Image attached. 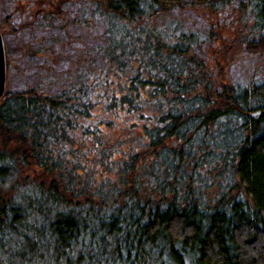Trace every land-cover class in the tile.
<instances>
[{
	"label": "trees",
	"instance_id": "16d2710c",
	"mask_svg": "<svg viewBox=\"0 0 264 264\" xmlns=\"http://www.w3.org/2000/svg\"><path fill=\"white\" fill-rule=\"evenodd\" d=\"M0 30V264H264V0H0ZM98 107L141 126L101 182Z\"/></svg>",
	"mask_w": 264,
	"mask_h": 264
},
{
	"label": "rangeland",
	"instance_id": "374dc122",
	"mask_svg": "<svg viewBox=\"0 0 264 264\" xmlns=\"http://www.w3.org/2000/svg\"><path fill=\"white\" fill-rule=\"evenodd\" d=\"M198 10L204 14L207 13V11L204 9V7H199ZM235 30H238L236 28ZM10 31L9 29H6V32ZM2 37L4 40V46H5V31H1ZM229 34V33H228ZM230 40L234 39V36H229ZM261 41L260 40H251L250 45L248 48H250L251 51H258L261 46ZM230 47L232 45L230 44ZM241 49L238 48L236 52H230L229 57L233 56L234 53L240 51ZM236 57V56H235ZM5 60L6 62L9 61L7 55H6V50H5ZM16 74L11 73L10 71L7 70V65H6V88H8L11 83H15L14 76ZM15 85V84H14ZM6 90V89H5ZM95 116L93 118H90L89 123L96 124L101 132H102V144L105 147H109L110 144H114L118 147V149H114V151L106 152L105 150L103 151V154L96 150L94 148L95 141L92 138H88L87 140L83 141V145L81 148L80 155L82 158H86L84 162L87 164V169L92 168L91 170V178H93L94 181L101 182L102 180H105L109 176H114V172L111 170H108L103 162L106 159H110L112 161H120L125 154L130 150L131 145L137 148V144L139 143L140 138V129L141 126H131L130 123L133 121H137L133 117L127 116L126 113L119 111L116 115L102 112V109L100 107L96 108L94 110ZM99 119H103L104 121H112V123L107 126L104 123H100ZM102 154V162H99V155ZM39 168L34 167V166H29L27 168H24V175L28 176L29 179H32L34 176L38 175L39 173Z\"/></svg>",
	"mask_w": 264,
	"mask_h": 264
},
{
	"label": "water",
	"instance_id": "95a60500",
	"mask_svg": "<svg viewBox=\"0 0 264 264\" xmlns=\"http://www.w3.org/2000/svg\"><path fill=\"white\" fill-rule=\"evenodd\" d=\"M6 89V60H5V46L2 33L0 30V98ZM264 114V111L257 110L250 113L252 117H259Z\"/></svg>",
	"mask_w": 264,
	"mask_h": 264
}]
</instances>
